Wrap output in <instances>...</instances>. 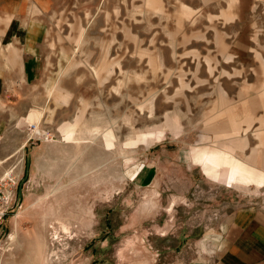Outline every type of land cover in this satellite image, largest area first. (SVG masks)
Returning a JSON list of instances; mask_svg holds the SVG:
<instances>
[{
    "label": "rangeland",
    "instance_id": "obj_1",
    "mask_svg": "<svg viewBox=\"0 0 264 264\" xmlns=\"http://www.w3.org/2000/svg\"><path fill=\"white\" fill-rule=\"evenodd\" d=\"M34 9L40 118L4 129L0 264H219L238 213L264 210V184L235 179L260 145L264 170V0Z\"/></svg>",
    "mask_w": 264,
    "mask_h": 264
},
{
    "label": "crops",
    "instance_id": "obj_2",
    "mask_svg": "<svg viewBox=\"0 0 264 264\" xmlns=\"http://www.w3.org/2000/svg\"><path fill=\"white\" fill-rule=\"evenodd\" d=\"M35 6L36 0H0V179L9 175L2 164L14 157L10 154L14 147L3 138L6 123L18 127L23 122L27 127V121L33 125L40 118V114L32 112L36 97L32 88L37 82V55L42 52L48 27L45 21L38 20ZM52 86L48 85V95L53 93ZM59 93V102H66L68 93L61 89ZM74 123H65L59 128L62 136L67 128L73 129ZM29 138L30 135L20 143L18 152L24 149ZM237 145L244 147L245 141L240 139ZM260 149L261 145L252 149L247 159L236 158V165L244 167L247 174H237L235 179L249 180L255 186L264 184V170L255 165ZM224 242L226 250L219 264H264V210L250 208L239 212L224 232Z\"/></svg>",
    "mask_w": 264,
    "mask_h": 264
},
{
    "label": "built area",
    "instance_id": "obj_3",
    "mask_svg": "<svg viewBox=\"0 0 264 264\" xmlns=\"http://www.w3.org/2000/svg\"><path fill=\"white\" fill-rule=\"evenodd\" d=\"M11 181V179H9ZM9 182L0 180V225L3 219L9 214L11 203L13 201L12 190L10 189Z\"/></svg>",
    "mask_w": 264,
    "mask_h": 264
},
{
    "label": "trees",
    "instance_id": "obj_4",
    "mask_svg": "<svg viewBox=\"0 0 264 264\" xmlns=\"http://www.w3.org/2000/svg\"><path fill=\"white\" fill-rule=\"evenodd\" d=\"M27 170V169H26ZM27 174H26V172H25V174H24V177L26 176Z\"/></svg>",
    "mask_w": 264,
    "mask_h": 264
}]
</instances>
